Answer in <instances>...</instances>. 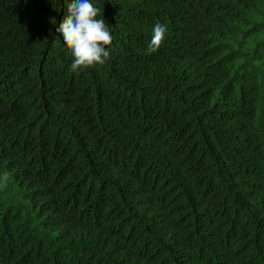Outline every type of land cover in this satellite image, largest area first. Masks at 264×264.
Listing matches in <instances>:
<instances>
[{"label":"trees","instance_id":"16d2710c","mask_svg":"<svg viewBox=\"0 0 264 264\" xmlns=\"http://www.w3.org/2000/svg\"><path fill=\"white\" fill-rule=\"evenodd\" d=\"M66 2L0 0V264H264V0H90L77 71Z\"/></svg>","mask_w":264,"mask_h":264},{"label":"clouds","instance_id":"9594fccd","mask_svg":"<svg viewBox=\"0 0 264 264\" xmlns=\"http://www.w3.org/2000/svg\"><path fill=\"white\" fill-rule=\"evenodd\" d=\"M67 3V15L60 23L58 31L73 54V71L97 65H104L110 58L108 48L113 44L111 27L101 16V10L90 0H71ZM166 26L157 23L153 27V36L149 52H156L165 39Z\"/></svg>","mask_w":264,"mask_h":264}]
</instances>
